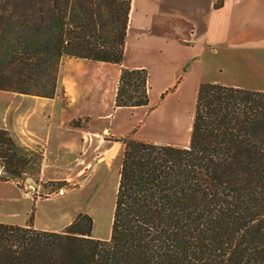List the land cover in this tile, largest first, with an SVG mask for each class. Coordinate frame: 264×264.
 <instances>
[{
	"label": "trees",
	"instance_id": "16d2710c",
	"mask_svg": "<svg viewBox=\"0 0 264 264\" xmlns=\"http://www.w3.org/2000/svg\"><path fill=\"white\" fill-rule=\"evenodd\" d=\"M72 3L77 16L70 19ZM130 4L36 0L22 22L52 32L54 39L42 50L53 56L120 64ZM16 7L0 0V31L13 21ZM14 51L0 63V90L19 91V85L31 83V69L44 60L20 40ZM148 78L144 68H122L115 106L147 105ZM47 83L53 91L38 95L54 94L57 78ZM3 147L26 165L0 127L1 153ZM121 154L108 237L91 235L87 214H79L66 233L0 222V264H264L263 91L201 82L187 147L126 138ZM82 221L86 227L79 226Z\"/></svg>",
	"mask_w": 264,
	"mask_h": 264
},
{
	"label": "crops",
	"instance_id": "0c3cea01",
	"mask_svg": "<svg viewBox=\"0 0 264 264\" xmlns=\"http://www.w3.org/2000/svg\"><path fill=\"white\" fill-rule=\"evenodd\" d=\"M220 67L229 74L221 84L264 92V0H131L120 64L62 55L53 95L0 90V127L10 132L19 155L41 154L42 177L77 178L91 166L89 159L71 176L53 173L74 168L85 129L106 134L110 142L133 138L187 147L199 85L220 83L213 77ZM122 68L148 71L147 105L115 106ZM255 77L259 83L249 85ZM78 119L75 127L71 122ZM112 149L104 147L99 164L109 162ZM118 155L119 175L122 154L111 161ZM20 191L0 179V214L27 219L0 222L66 233L76 219L40 226L30 210L42 202Z\"/></svg>",
	"mask_w": 264,
	"mask_h": 264
},
{
	"label": "rangeland",
	"instance_id": "374dc122",
	"mask_svg": "<svg viewBox=\"0 0 264 264\" xmlns=\"http://www.w3.org/2000/svg\"><path fill=\"white\" fill-rule=\"evenodd\" d=\"M9 1L17 4V7L16 11L13 12L15 15L13 21L6 24V27L0 31V63L6 64V62L15 54L14 49L18 40L23 41L24 49L33 52L40 51L39 53L42 54L44 60L40 62L39 66H34V68L31 69L34 74L33 81L29 84L19 85V88L21 89L15 92L23 91L41 94L51 93V91H53L52 87L47 82H53V79L55 80L58 78L60 57L53 56V54L45 52L42 49L46 43L54 39V35L49 31H36L32 25L23 24L22 17L25 15H32L33 3L36 2V0ZM69 16L70 19L77 16L74 3L71 4ZM48 17V22H50L53 29H56L58 24L54 15L49 13ZM109 27L112 29V25L109 24ZM250 71L257 72V68L251 69ZM213 74H215L213 77L219 80L220 83L229 82V74L224 67L217 68L213 71ZM253 80H249L247 83L249 85H257L259 83L257 82V77ZM86 121L87 120L83 119L84 123H86ZM80 122L81 119H78L72 121L71 123L77 127V125H80ZM8 133L10 134L9 131ZM80 134V140L83 146L80 149L77 159L73 163L74 168L67 170L66 173H59L56 169V173H53L57 177L67 175L71 176L74 172L87 165L86 160L89 159L91 166L86 171L82 172L77 178L72 177L71 179L52 180L42 177L40 173V153H35L32 157H24L19 155L15 148L17 156L27 160L26 165L23 167L20 162L12 158L10 152L6 153V147H3L2 150L4 155L1 153L0 149V154H2L4 158L1 164L5 168L6 163L7 165L16 168L20 173V176L4 177L0 175V179L2 181H8V184L11 186L20 187L22 197L32 199L35 198V200L42 202L40 205H33L30 210V213L33 215L35 213L40 226L55 227L63 223V221L68 218H77L79 214H87L92 219L91 235L100 239H105L111 232L117 188L116 184L119 179L118 163L120 157L118 155L114 161H103L100 164L99 161H97V158L101 155L104 147L110 145L114 148L115 145L123 138L110 142L108 141L106 134H94L87 129L82 131ZM123 147L124 144L119 149V154L122 153ZM13 161L17 163L14 166L12 164ZM95 161L97 162L95 163ZM95 165L98 167L96 171H93L95 170ZM26 177H32L40 185H44L46 187L53 186L54 189L50 192L40 190L39 188L30 190L28 184L25 182ZM6 215L7 214H0V219H8L17 223H23L27 220L25 214L19 218H9L10 216L7 217ZM30 215L31 214H29V216ZM79 226L86 227L85 222L82 221Z\"/></svg>",
	"mask_w": 264,
	"mask_h": 264
},
{
	"label": "water",
	"instance_id": "95a60500",
	"mask_svg": "<svg viewBox=\"0 0 264 264\" xmlns=\"http://www.w3.org/2000/svg\"><path fill=\"white\" fill-rule=\"evenodd\" d=\"M123 144H124V139H122L120 142H118L115 145V147L107 154V160H112L115 157V155L118 153L119 149L121 148V146ZM95 166H97V165H95ZM94 167H93V169H94ZM0 175L4 176V177H16V175L14 173L8 171L1 163H0ZM25 182L28 184V187L30 190H35V189L39 188L40 190H45L47 192H50L54 189L53 186L46 187L44 185H40L32 177H26Z\"/></svg>",
	"mask_w": 264,
	"mask_h": 264
}]
</instances>
